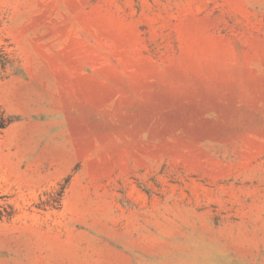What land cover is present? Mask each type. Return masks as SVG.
<instances>
[{
  "label": "rangeland",
  "instance_id": "374dc122",
  "mask_svg": "<svg viewBox=\"0 0 264 264\" xmlns=\"http://www.w3.org/2000/svg\"><path fill=\"white\" fill-rule=\"evenodd\" d=\"M0 264H264V0H0Z\"/></svg>",
  "mask_w": 264,
  "mask_h": 264
},
{
  "label": "trees",
  "instance_id": "16d2710c",
  "mask_svg": "<svg viewBox=\"0 0 264 264\" xmlns=\"http://www.w3.org/2000/svg\"><path fill=\"white\" fill-rule=\"evenodd\" d=\"M7 121L3 119V121L0 123V129H2L6 125Z\"/></svg>",
  "mask_w": 264,
  "mask_h": 264
}]
</instances>
